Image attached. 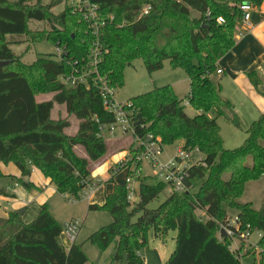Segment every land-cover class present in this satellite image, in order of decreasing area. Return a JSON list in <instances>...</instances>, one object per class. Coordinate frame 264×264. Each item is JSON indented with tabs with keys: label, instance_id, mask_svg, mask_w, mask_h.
I'll list each match as a JSON object with an SVG mask.
<instances>
[{
	"label": "trees",
	"instance_id": "obj_1",
	"mask_svg": "<svg viewBox=\"0 0 264 264\" xmlns=\"http://www.w3.org/2000/svg\"><path fill=\"white\" fill-rule=\"evenodd\" d=\"M88 1L103 17H113L102 30L98 65L99 75L111 87H123V72L136 60L149 74L161 70L164 61L186 73V99L197 115H186L183 100L170 86L130 101L139 112L143 132L159 137L164 145L182 142L185 149L197 148L204 160L189 170L187 192L170 194L153 210L147 206L164 191V184L141 182L134 204L127 202L124 186L114 184L102 205H88L89 212H106L112 221L87 241L101 249L114 241L112 261L124 254L126 264H144L139 251L146 246L148 233L163 239L174 231L175 248L163 264H241V258L229 250L230 241L218 239L219 225L229 219L223 208L226 205L236 212L242 227L248 225L252 232L262 234L253 264H264V205L254 209L251 203L238 201L248 182L264 177V113L247 127L241 147L224 149L217 119L229 120L233 106L221 95V78L216 74L218 60L234 45L235 28L243 18L240 6L259 7L264 0ZM60 2L42 5L40 0H0V61L7 62L0 67V163L18 169V184L26 190L34 188L28 182L34 167L57 193L78 197L81 181L91 175L89 162L96 163L107 151L104 140L97 137L94 118L102 123L113 119L104 110L96 87L68 88L59 80L70 71L67 61L85 60L91 45L80 17L66 7L53 14L52 8ZM144 6L150 9L141 15ZM219 17L222 24L217 23ZM31 21L48 22L50 31H31ZM14 35L25 36L31 43L46 40L58 45L66 60L40 56L32 64H24L9 49L6 37ZM248 77L256 86L254 73ZM41 94L52 97L38 102L36 97ZM55 104L78 121L73 137L64 134L69 128L67 120L51 119ZM211 111L216 114L213 119L207 116ZM77 146L83 148L86 159L75 154ZM3 177L0 171V179ZM197 210L206 220L196 215ZM61 235V226L46 204L29 223L23 222L18 211H11L7 218H0V264H86L82 246L73 243L66 249ZM248 255L256 254L249 251L244 256Z\"/></svg>",
	"mask_w": 264,
	"mask_h": 264
},
{
	"label": "rangeland",
	"instance_id": "obj_2",
	"mask_svg": "<svg viewBox=\"0 0 264 264\" xmlns=\"http://www.w3.org/2000/svg\"><path fill=\"white\" fill-rule=\"evenodd\" d=\"M53 1L57 0H40L42 5L51 4ZM77 3H79V0H61L58 5L52 8V12L53 14H60L66 7L70 10L73 16L75 15L79 18L80 15L78 11L75 10ZM191 16L194 17L196 14L191 12ZM29 29L37 32H48L50 31V24L48 22L31 21L29 23ZM6 40L9 43L8 46L11 52L15 56L19 57L21 62L24 64H32L40 56L51 57L53 59L56 58L57 46L46 40L38 43H31L25 36L21 35L7 36ZM123 82V87L118 88L115 94V97L119 102L128 101L133 97L164 86H170L175 96L178 99H182L184 103L186 102V97L189 93V82L186 73L182 69L171 68L168 61L163 62L161 70L149 74L146 72L142 62L140 60H136L124 70ZM51 97L52 94H41L36 97V100L38 102H43L50 100ZM184 111L187 116H194V112L190 106L185 107ZM207 116L213 119L216 114L214 111H211L207 114ZM51 119L54 121L67 120L69 122V128L64 130V134L66 136L73 137L77 133L78 121L72 115L68 114L63 106L54 105V109L51 113ZM217 124L220 127V136L222 138L224 149H235L243 145L246 137V128L243 125H233L232 120L230 123H225L222 121V118L217 119ZM127 144L128 141L125 140L124 142L106 143L107 151L105 155L102 156L96 163L89 162L88 168L91 173L90 177L94 178V180L98 179L100 182V186L94 191L93 201L96 200L98 201L97 203H102L104 195L112 191L114 184H123V174H114L111 169L116 161L123 157L127 148L126 146H128ZM176 147V143L164 146L162 160L167 157H173ZM74 152L79 158L85 157V152L81 146L75 147ZM247 165H251L250 158L247 159ZM32 169L35 168L31 167V170ZM144 170L148 172L146 166H144ZM19 178L20 175L18 178L4 175V177L0 179V196L9 201L13 199V196L9 194L11 190L14 189L20 192V195L16 197L14 205H18L23 201L28 203V200H32V202L30 201V204L25 205L28 207V210L26 211L27 213L25 214L24 212L23 215H20L25 223L31 222V215L35 209L39 208L40 203L41 205L46 204L49 212L55 217L56 221L61 226V229H63L64 223L71 219L78 218L82 221L81 228L76 238V244L82 246V250L88 258V262L86 264H126L124 254L121 259L112 261V257L115 255L114 241L106 249H101L99 246L91 244L87 241L88 237L92 233L111 223L112 219L108 213L103 211L89 212L87 208L90 201L86 198H81L79 201L74 203L65 200L63 195L57 193L53 189V185L45 187L47 183L43 182L44 176L39 170H34L32 173V180H37V183H40L44 189V191L39 195H35L33 191L28 192L22 187H18ZM110 180H112L113 183ZM145 183L148 185L156 184L153 179L149 178H146ZM5 189H7L6 192ZM38 190L40 191L41 189ZM170 194L169 189L165 188L158 198L149 203L147 208L151 210L156 209ZM238 201L240 203H251L254 209H259L262 205H264V177H261L257 181L248 182L245 185L243 195L238 199ZM22 206L23 205L20 204L18 209H23ZM223 208L232 220L236 217V212L234 210L230 209L226 205H223ZM196 215L202 218V220H206L202 211L197 210ZM175 236L176 233L174 231H169L163 239H156L152 236L151 232H149L146 246L139 251V255L144 259V264H163L175 248ZM254 240L255 237L253 236L251 241ZM60 242L65 248L70 245L63 234L60 237ZM257 258V255H255V257L252 255L244 256L241 258V264H253L254 259Z\"/></svg>",
	"mask_w": 264,
	"mask_h": 264
},
{
	"label": "built area",
	"instance_id": "obj_3",
	"mask_svg": "<svg viewBox=\"0 0 264 264\" xmlns=\"http://www.w3.org/2000/svg\"><path fill=\"white\" fill-rule=\"evenodd\" d=\"M252 8L253 6L248 3L240 6L243 13L240 24L249 25ZM98 9L96 5L90 4L88 0H79V3L75 6V10L78 11L80 19L85 23L91 38L90 50L87 58L83 61H67L70 71L66 75L60 76L59 80L68 88L77 85L96 87L104 110L113 119L109 123H102L94 118L97 123V137L104 140L105 143L114 139L128 141L123 157L116 161L111 170L114 174H123L124 182L122 186L127 192L126 200L129 204H134L138 200L139 185L141 182H145L146 178L164 184L171 194L185 193L189 190L186 183L189 179V170L193 166L203 164L204 157L197 148L185 149L182 143H177L174 156L162 160L163 149L166 145L159 137L143 132L139 112L130 100L119 102L116 99L117 89L111 87L98 72V65L102 57L100 37L103 28L107 22L112 21L113 17H103ZM149 9V6H144L141 15H146ZM207 16H209V12H207ZM217 23L222 24L223 19L221 17L217 18ZM56 46L55 60H66L63 48ZM216 74H221V71L217 70ZM183 106L189 107V102L186 100L185 103L183 102ZM144 166H146L148 172L144 170ZM80 185L82 190L78 197L63 195L65 200L74 203L81 198H86L90 201L92 194L100 186V182L98 179L94 180V178L89 177L82 180ZM81 225L82 221L78 218L64 223L62 234L70 245L75 243ZM253 236L255 240L251 241ZM223 238L230 241L229 250L237 257L242 258L247 252L253 250L258 255V242L262 239V234L252 232L248 225L242 227L236 217L233 220L229 217L226 223L219 225L218 239L222 241Z\"/></svg>",
	"mask_w": 264,
	"mask_h": 264
},
{
	"label": "crops",
	"instance_id": "obj_4",
	"mask_svg": "<svg viewBox=\"0 0 264 264\" xmlns=\"http://www.w3.org/2000/svg\"><path fill=\"white\" fill-rule=\"evenodd\" d=\"M217 67L219 70H222L221 74H217L221 78V95L233 106V114L230 119H222V121L225 123H230L233 119V116H236L238 120L237 125H243L247 129V127L253 121L257 120L258 117L264 113V1L259 7L253 6L250 13L249 25H236L234 33V45L228 53L218 60ZM252 72L254 73V80L257 83L256 86L253 85L248 77V74ZM192 111L194 112V115L198 114V112L194 111L193 109ZM120 141L124 142L122 140L114 139L108 140L106 143H117ZM175 143L177 144L182 142ZM84 158H87L86 154ZM34 170L36 169L31 170L28 179V182L33 184L34 188L31 190H26L21 185L18 187H22L28 192L33 191L35 195H39L44 191V189L40 183H37V180H32V173ZM0 171L5 176H14L18 178L20 175L18 169L13 164L3 165L0 163ZM43 182L47 183L45 187L53 185L45 178ZM38 189L41 190L39 191ZM53 189L56 191L54 185ZM6 191L7 189H5V192ZM9 195L13 196V199L9 201L0 196V218H7L11 211L19 210L18 206L20 204L23 205L22 207L26 214L28 207L25 205L30 204V201L32 202V200H28V203L23 201L18 205H14L16 202V197L20 195V192L13 189ZM93 196L94 193L91 196V203L89 202V204H103L104 198L102 199V203H97L98 201H93ZM40 206L41 203L39 207ZM38 212L39 208L35 209L31 215V221L35 218ZM70 246L71 245H69V247Z\"/></svg>",
	"mask_w": 264,
	"mask_h": 264
},
{
	"label": "water",
	"instance_id": "obj_5",
	"mask_svg": "<svg viewBox=\"0 0 264 264\" xmlns=\"http://www.w3.org/2000/svg\"><path fill=\"white\" fill-rule=\"evenodd\" d=\"M6 64H7V62H1V61H0V67L4 66V65H6ZM232 124H233V125H237V124H238V120H237V117H236V116H233ZM23 212H24V209H20V210H18L19 215H23ZM221 233H222V232H221Z\"/></svg>",
	"mask_w": 264,
	"mask_h": 264
}]
</instances>
